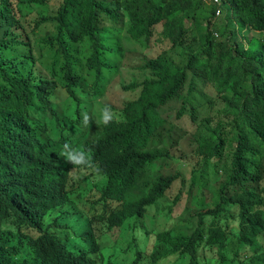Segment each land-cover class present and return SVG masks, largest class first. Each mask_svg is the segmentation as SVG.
I'll return each mask as SVG.
<instances>
[{"label": "trees", "instance_id": "trees-1", "mask_svg": "<svg viewBox=\"0 0 264 264\" xmlns=\"http://www.w3.org/2000/svg\"><path fill=\"white\" fill-rule=\"evenodd\" d=\"M226 1L223 15L216 16L204 0H0V136L12 125L59 152L66 130L85 128L84 108L108 107L113 120L95 124L108 138L103 165L122 167L131 179L146 170L137 166L150 167L154 158L168 167L171 150L186 152L181 145L187 139L198 157L229 146L234 152L238 142L245 149L260 142L262 148L264 0ZM127 45L135 53L145 50L133 56L136 75L123 73L132 55ZM115 78L114 87L124 93L118 107L105 95ZM243 148L250 162L264 153ZM151 172L169 190L168 178ZM198 174L177 175L189 187L200 183L202 203L206 191L213 203L237 198L233 187L217 185L207 170ZM159 185L148 191L131 187L128 213L160 206L153 201L162 193ZM101 193L117 207L128 202L121 192ZM239 226L260 235L264 221L245 218ZM232 253L226 245L224 257ZM178 254L182 264L186 256ZM257 256L264 264V250Z\"/></svg>", "mask_w": 264, "mask_h": 264}, {"label": "clouds", "instance_id": "clouds-1", "mask_svg": "<svg viewBox=\"0 0 264 264\" xmlns=\"http://www.w3.org/2000/svg\"><path fill=\"white\" fill-rule=\"evenodd\" d=\"M210 1L216 16L223 15L227 1ZM92 106V118L82 111L83 130L65 131L59 152L12 125L0 136V264H179V251L186 256L184 264H259L256 258L264 250V229L258 235L239 223L245 218L257 224L264 221V153L250 162L238 149L243 148L239 142L234 152L231 146L199 157L190 151L186 164L193 177L207 170L217 185L233 187L237 194L229 204L213 203L206 191L203 203L208 206L204 207L200 183L189 187L177 175L183 170L169 173L173 156L165 168L156 158L150 167H138L135 158L133 164L146 170L133 179L122 167L104 166L108 138L98 133L102 127L95 124L101 120L107 125L113 115L108 107ZM258 144L250 146L262 152L264 145ZM152 169L168 178L169 190L157 183ZM156 184L162 193L153 201L160 206L128 213L134 201L128 195L131 187L148 191ZM86 185H93L92 190ZM174 189L177 192L170 197ZM102 191L121 192L128 202L117 207V202L103 198ZM244 230L251 234L245 235ZM226 245L233 248L230 257L223 255Z\"/></svg>", "mask_w": 264, "mask_h": 264}, {"label": "rangeland", "instance_id": "rangeland-1", "mask_svg": "<svg viewBox=\"0 0 264 264\" xmlns=\"http://www.w3.org/2000/svg\"><path fill=\"white\" fill-rule=\"evenodd\" d=\"M247 36H249V38H251V34L249 33ZM127 50V52H130L132 55H129L128 58L125 60V63L124 65H126L128 67V70L127 71H123L124 75H128V76H131L132 74H138V71H136L135 69H133L134 65L132 63V61L134 60L133 59V56L136 55V53H141V52H145L140 50L139 48H136V53L135 51H133V47H129L128 45L126 46L125 48ZM116 78L112 80V82L109 83L108 87H107V91H106V94L108 96V101L111 102L114 106H120L121 103H122V100L123 99V96H124V93H123V90L121 89H117L114 87L115 83H116ZM129 80V78L127 79ZM127 96H130V93L127 94ZM85 112H87L89 114V116L92 118L93 117V114H94V108L92 105L90 106H87L86 109L84 108ZM172 116V115H171ZM188 140H185L182 142V151H186L187 154H183L182 152H179V154H177V152H174V151H171V154L172 156L174 157V160L171 162V168H170V171L169 173H178L179 170H183L182 172V176L184 175L185 172H188V168L186 163L187 162H190V161H187L188 159V154H192L190 151L192 149L188 148ZM183 156H187V158H183ZM183 160H185V162H183ZM181 164H185V166H181ZM89 174L91 172H88ZM165 174H167L165 172ZM177 190L174 189L173 191H171L169 193V196L170 197H173L175 194H176Z\"/></svg>", "mask_w": 264, "mask_h": 264}, {"label": "built area", "instance_id": "built-area-1", "mask_svg": "<svg viewBox=\"0 0 264 264\" xmlns=\"http://www.w3.org/2000/svg\"><path fill=\"white\" fill-rule=\"evenodd\" d=\"M205 1H207V0H205ZM214 1V3H219L220 2V0H213ZM218 14H220V11L218 10Z\"/></svg>", "mask_w": 264, "mask_h": 264}, {"label": "bare ground", "instance_id": "bare-ground-1", "mask_svg": "<svg viewBox=\"0 0 264 264\" xmlns=\"http://www.w3.org/2000/svg\"><path fill=\"white\" fill-rule=\"evenodd\" d=\"M205 1V0H204ZM208 1H210V0H208ZM211 2V1H210ZM212 3V2H211Z\"/></svg>", "mask_w": 264, "mask_h": 264}]
</instances>
